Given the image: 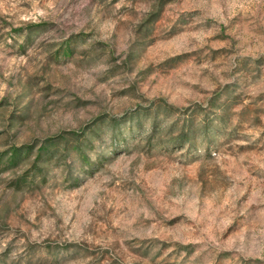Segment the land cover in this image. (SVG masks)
Returning <instances> with one entry per match:
<instances>
[{
    "label": "rangeland",
    "instance_id": "374dc122",
    "mask_svg": "<svg viewBox=\"0 0 264 264\" xmlns=\"http://www.w3.org/2000/svg\"><path fill=\"white\" fill-rule=\"evenodd\" d=\"M214 99L215 145L113 154L110 121ZM93 122L88 164L1 165L0 264H264V0H0V154Z\"/></svg>",
    "mask_w": 264,
    "mask_h": 264
},
{
    "label": "trees",
    "instance_id": "16d2710c",
    "mask_svg": "<svg viewBox=\"0 0 264 264\" xmlns=\"http://www.w3.org/2000/svg\"><path fill=\"white\" fill-rule=\"evenodd\" d=\"M160 8L159 12H161ZM151 21H153L152 15H149L144 25ZM216 101V99L212 100L207 110L197 107L177 110L159 103L151 108L136 111L121 121H110L113 132L109 142L114 148L113 154L121 146L127 149L134 145L139 136L141 138L146 133L149 150L155 146L183 149L186 146L197 148L198 143L207 146L215 145L217 138L221 135L219 126L226 123V114L230 109L228 103L216 105ZM145 121L150 122L149 130L144 127ZM213 121L217 122L215 126L212 125ZM11 126L13 123H9L8 127ZM102 144L100 126L97 122H93L79 132L63 133L61 136L46 139L40 144L23 145L0 154V167L3 164L4 168L9 170L23 168L30 163V172L44 174L52 164L64 163L71 154H75L78 159L88 164V155L95 152L97 148H101ZM98 162L102 163L101 157ZM27 177L26 174L14 179L11 188L17 192L23 190V186L27 184Z\"/></svg>",
    "mask_w": 264,
    "mask_h": 264
}]
</instances>
